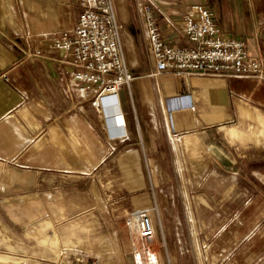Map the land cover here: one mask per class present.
<instances>
[{
  "label": "crops",
  "instance_id": "crops-1",
  "mask_svg": "<svg viewBox=\"0 0 264 264\" xmlns=\"http://www.w3.org/2000/svg\"><path fill=\"white\" fill-rule=\"evenodd\" d=\"M151 1L171 46H188L184 14L201 4L226 37L264 53V0ZM147 2L114 0L134 75L117 105L108 91L95 101L55 47L76 26L80 0H0V206L56 207L58 220L72 217L76 231L101 239V264L130 259L124 218L136 212L150 215L162 264H264V81L153 75ZM119 110L116 138L106 115L118 119Z\"/></svg>",
  "mask_w": 264,
  "mask_h": 264
},
{
  "label": "built area",
  "instance_id": "built-area-1",
  "mask_svg": "<svg viewBox=\"0 0 264 264\" xmlns=\"http://www.w3.org/2000/svg\"><path fill=\"white\" fill-rule=\"evenodd\" d=\"M83 11L71 32L56 37L55 47L69 54L76 68L74 77L88 89L119 93L134 80L125 60L114 0H80ZM144 26L156 72L177 75H239L264 81V53L250 55L245 42L226 37L215 24L214 14L204 5L187 8L183 28L188 46L174 47L165 39L151 0L142 8ZM135 264H162L152 219L136 212L129 221ZM69 264H99L93 258H76Z\"/></svg>",
  "mask_w": 264,
  "mask_h": 264
},
{
  "label": "rangeland",
  "instance_id": "rangeland-1",
  "mask_svg": "<svg viewBox=\"0 0 264 264\" xmlns=\"http://www.w3.org/2000/svg\"><path fill=\"white\" fill-rule=\"evenodd\" d=\"M96 88L98 92L95 101H98L104 89ZM70 184L72 185V183ZM83 186L89 187L88 180L83 183ZM50 192L54 193V191ZM86 192L89 191L86 190ZM67 194L69 199L73 201V190H67ZM124 197L131 199L132 193H125ZM92 199L96 200L93 195ZM26 207L27 209H25L24 205L14 207L9 205L0 206V256L10 257H5L7 261H0V264H20L19 261L23 264H69L76 258L81 257L96 259L101 264L99 254L95 252L96 247L100 246L101 239L85 237L83 236L84 231H76L73 228L74 221L70 219L72 217L58 220V216L55 215L56 212H53L56 207L37 205ZM49 212L51 216H48ZM32 214L35 217H31ZM48 217H52L54 220L51 221ZM131 217L129 219L124 218V223L128 227ZM50 221L60 235L59 240L56 238L55 231L49 223ZM34 228L39 229L40 234L38 236L31 233ZM7 234H10V236ZM80 241L85 242L86 248L80 247ZM156 246L161 260L157 243ZM116 251L119 257L118 247ZM126 262L122 264H135L133 254L130 259H126Z\"/></svg>",
  "mask_w": 264,
  "mask_h": 264
},
{
  "label": "bare ground",
  "instance_id": "bare-ground-1",
  "mask_svg": "<svg viewBox=\"0 0 264 264\" xmlns=\"http://www.w3.org/2000/svg\"><path fill=\"white\" fill-rule=\"evenodd\" d=\"M108 91L109 94H113L115 96V100L117 101V105H118V96L116 93H114V91L111 90H105L104 92ZM103 92V93H104ZM103 93L99 96V98L103 95ZM119 108V106H118ZM118 119H115L114 116H107L106 115V122H107V126L109 129V132L112 136H115L116 138H118L120 135L123 134V126H122V117L120 114V110L118 112ZM115 131V135L112 134V132Z\"/></svg>",
  "mask_w": 264,
  "mask_h": 264
}]
</instances>
